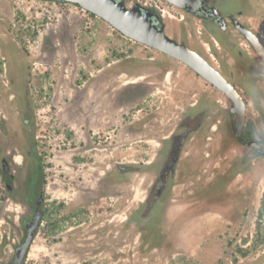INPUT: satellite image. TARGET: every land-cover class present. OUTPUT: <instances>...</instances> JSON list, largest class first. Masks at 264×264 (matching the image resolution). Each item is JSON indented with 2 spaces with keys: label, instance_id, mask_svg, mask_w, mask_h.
<instances>
[{
  "label": "rangeland",
  "instance_id": "obj_1",
  "mask_svg": "<svg viewBox=\"0 0 264 264\" xmlns=\"http://www.w3.org/2000/svg\"><path fill=\"white\" fill-rule=\"evenodd\" d=\"M135 2L125 0L128 7ZM160 8L167 33L175 37L171 31L182 28L180 15L165 3ZM150 56L175 66L174 71L181 68L72 3L0 0V88H5L0 90V119L4 115L7 123L0 142L13 156L16 174L9 197L0 179V264H7L29 219L25 190L34 181L35 163L22 158L26 150L40 155L46 185L43 226L23 264H261L264 177L246 176L251 179L247 186L237 176L230 202L212 207L195 203L194 193L182 194L156 223L140 225L133 218L161 141L160 129L168 123L164 109L151 111L163 103L164 88L144 92L124 106V125L140 118V123L147 121L142 130L125 127L115 135L102 126L104 115L114 111L100 108L99 82L115 71L108 64H122L128 72L151 71L141 67ZM124 72L118 81L121 95L135 98L143 88L132 83L135 75ZM25 110L28 121L23 126ZM89 135L107 138L92 144L97 149L79 150L86 155L79 167L77 151ZM235 149L238 153L237 144ZM117 163L138 165L142 171L119 175ZM80 180L91 187L74 185ZM101 180L108 187H102L99 200L96 185Z\"/></svg>",
  "mask_w": 264,
  "mask_h": 264
},
{
  "label": "flooded vegetation",
  "instance_id": "obj_2",
  "mask_svg": "<svg viewBox=\"0 0 264 264\" xmlns=\"http://www.w3.org/2000/svg\"><path fill=\"white\" fill-rule=\"evenodd\" d=\"M50 1L69 3L62 0ZM122 1L127 8L139 5L142 9L150 11L156 21L163 24L167 36L182 42L187 48L197 53L233 86L244 106L243 120L238 127L236 107L229 96L187 64L146 45L164 54L181 68L174 71L172 68L175 66L167 63L161 65L154 56H150L148 60L141 63V67L151 70L149 72H128L122 64H108V67L115 71L107 72L106 77L99 82L98 103L103 111H114L104 115L102 126L110 128L115 135L125 127L130 132L142 130L147 121L140 123V118L137 121H131L133 123L129 126L124 125V106L128 107L132 100H137L144 92L151 94L153 89L164 88V91L162 90L164 100L160 99L163 103L154 105L151 111L155 108L164 109L167 112L168 123L166 127L160 129L163 132L160 136L161 141L147 172L148 182L144 195L132 212L133 218L140 225L156 223L172 206L171 202L177 200L182 194L194 193L196 194L195 203L212 207L223 202H230L234 198L232 187L236 186L237 176H241L246 183L251 181L246 176H253L255 179L264 177V61L235 25V22H238L254 33L264 48V0H176L180 6L165 0H153V3L136 0L130 7L126 5L125 0ZM162 3L180 15L182 28L176 32L171 31L175 37L166 31L164 15L160 12ZM175 11L171 15L177 18L178 16L174 15ZM194 25L196 27H193ZM177 36L179 39L176 38ZM124 71L135 75L132 83H137L143 88V92L135 98L124 99L121 95L123 90L118 81ZM89 76L88 80L93 76L92 72H89ZM2 89L5 90L1 87L0 90ZM108 95H111L110 100ZM143 100L145 101L146 98ZM251 109L255 116L250 115ZM2 118V121L0 119L1 136L7 128L4 115ZM27 121L25 110L22 113L21 124L25 126ZM1 136L0 140L4 138ZM104 136L89 135L84 138L85 145L79 146L77 151L79 167L82 163L81 158H86V155L79 150L97 149L92 147V144H100L107 138ZM4 144L5 142H0V179L9 197L15 190L16 174L10 161L13 156L9 157L7 146ZM236 144L239 146L238 153L235 149ZM21 156L34 158L35 165L32 163L31 167H33L35 178L30 183V187H26L25 190V204L29 210V219L23 224L24 234L15 245L7 264H14L15 251L27 236V224L35 214H38L35 236L37 230L43 226L45 212L46 183L40 164L41 157L33 155L28 150L22 152ZM115 169L119 175L128 171H142L138 165L120 163L115 165ZM86 181L80 180L74 185L91 187ZM246 185L248 186V183ZM96 187L100 188L98 199L101 200L102 187H108V185L105 180H101ZM208 212L215 213L214 210L209 209ZM244 242H246L245 239ZM260 244H264V237ZM27 253L15 264H23ZM261 264H264V259Z\"/></svg>",
  "mask_w": 264,
  "mask_h": 264
},
{
  "label": "water",
  "instance_id": "obj_3",
  "mask_svg": "<svg viewBox=\"0 0 264 264\" xmlns=\"http://www.w3.org/2000/svg\"><path fill=\"white\" fill-rule=\"evenodd\" d=\"M62 1L76 4L81 9L103 19L123 36L187 64L205 80L212 83L232 99L236 107L238 127L241 125L244 106L237 91L197 53L187 48L182 42H177L167 36L164 32L163 24L160 21H156L150 11L142 9L139 5L127 8L122 0ZM165 1L180 6V3L176 0ZM235 25L264 61V48L259 43L257 36L242 24L235 22ZM38 218V214H35L33 219L27 224V236L22 245L18 246L15 251L14 264L17 261H21L26 255L38 225Z\"/></svg>",
  "mask_w": 264,
  "mask_h": 264
},
{
  "label": "trees",
  "instance_id": "obj_4",
  "mask_svg": "<svg viewBox=\"0 0 264 264\" xmlns=\"http://www.w3.org/2000/svg\"><path fill=\"white\" fill-rule=\"evenodd\" d=\"M89 14H90L91 16H94V14H92V13H89ZM51 226H54V225L51 224Z\"/></svg>",
  "mask_w": 264,
  "mask_h": 264
}]
</instances>
